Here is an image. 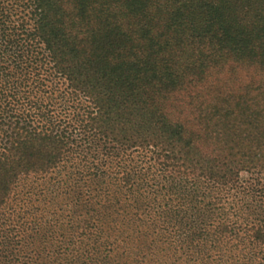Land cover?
<instances>
[{
  "label": "trees",
  "instance_id": "trees-1",
  "mask_svg": "<svg viewBox=\"0 0 264 264\" xmlns=\"http://www.w3.org/2000/svg\"><path fill=\"white\" fill-rule=\"evenodd\" d=\"M0 264H264V0H0Z\"/></svg>",
  "mask_w": 264,
  "mask_h": 264
},
{
  "label": "rangeland",
  "instance_id": "rangeland-1",
  "mask_svg": "<svg viewBox=\"0 0 264 264\" xmlns=\"http://www.w3.org/2000/svg\"><path fill=\"white\" fill-rule=\"evenodd\" d=\"M23 185L19 186V188L21 189ZM18 189V188H17ZM21 197H24V192L23 190L21 191ZM58 208V211H61V209ZM39 215V214H38ZM38 215H29L26 218H38ZM82 218H80V216H76L75 213H71V214H67L66 216H62L61 218L58 217L57 219H49L51 220V222H55L57 221V224H59V221L62 222V226L60 225V227L58 228V230L60 232H64V235H58V242H56L58 245H52L51 247L47 246V251L45 252V255H47L49 252L51 251V255L49 254V256H53L56 255L57 253H55L54 251H56L57 249L64 252L65 254H67V256L69 255V257H72L73 254H75L78 250H82V243L79 240L80 236L77 233V230H80V227L77 228L78 226L76 225V223H78ZM81 222V221H80ZM71 224H73V226H70ZM69 225V226H68ZM59 232V234H60ZM61 239L64 240H69L70 241V249L72 251H66L65 247L66 244H64L63 242L61 243ZM62 247V248H61Z\"/></svg>",
  "mask_w": 264,
  "mask_h": 264
}]
</instances>
